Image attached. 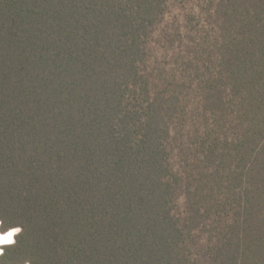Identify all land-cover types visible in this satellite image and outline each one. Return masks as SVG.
<instances>
[{
    "label": "trees",
    "instance_id": "trees-1",
    "mask_svg": "<svg viewBox=\"0 0 264 264\" xmlns=\"http://www.w3.org/2000/svg\"><path fill=\"white\" fill-rule=\"evenodd\" d=\"M0 264H264V0H0Z\"/></svg>",
    "mask_w": 264,
    "mask_h": 264
},
{
    "label": "snow or ice",
    "instance_id": "snow-or-ice-1",
    "mask_svg": "<svg viewBox=\"0 0 264 264\" xmlns=\"http://www.w3.org/2000/svg\"><path fill=\"white\" fill-rule=\"evenodd\" d=\"M5 221L0 218V229H4L5 230ZM12 228L15 229V232L14 233H10L9 234V237L11 236H15V237H18L21 233V228L19 227H16V226H11ZM5 240V247L3 249H0V257H4L6 255V251H7V248L8 247H11V246H14L17 244V240L15 239V241L13 242L11 239H4Z\"/></svg>",
    "mask_w": 264,
    "mask_h": 264
},
{
    "label": "bare ground",
    "instance_id": "bare-ground-1",
    "mask_svg": "<svg viewBox=\"0 0 264 264\" xmlns=\"http://www.w3.org/2000/svg\"><path fill=\"white\" fill-rule=\"evenodd\" d=\"M13 230H14V229H13ZM13 230H11V231H9V232H6V233H1V232H0V244H4V243H5L4 238H5V237H9V234H10V233H13V232H12ZM14 239H15L14 235L11 236V240H14ZM0 249H1V247H0Z\"/></svg>",
    "mask_w": 264,
    "mask_h": 264
},
{
    "label": "water",
    "instance_id": "water-1",
    "mask_svg": "<svg viewBox=\"0 0 264 264\" xmlns=\"http://www.w3.org/2000/svg\"><path fill=\"white\" fill-rule=\"evenodd\" d=\"M0 232H1V230H0ZM13 233L15 232V229L12 231ZM13 242L15 241V239L14 240H12ZM0 247H1V249L3 248V247H5V243L4 244H0Z\"/></svg>",
    "mask_w": 264,
    "mask_h": 264
},
{
    "label": "clouds",
    "instance_id": "clouds-1",
    "mask_svg": "<svg viewBox=\"0 0 264 264\" xmlns=\"http://www.w3.org/2000/svg\"><path fill=\"white\" fill-rule=\"evenodd\" d=\"M4 239H9V240H10V239H11V237H5Z\"/></svg>",
    "mask_w": 264,
    "mask_h": 264
},
{
    "label": "rangeland",
    "instance_id": "rangeland-1",
    "mask_svg": "<svg viewBox=\"0 0 264 264\" xmlns=\"http://www.w3.org/2000/svg\"><path fill=\"white\" fill-rule=\"evenodd\" d=\"M10 231H11V230H10ZM8 232H9V231H8ZM1 233H2V232H1ZM14 237H15V236H14ZM3 248H4V247H3ZM3 248H2V249H3Z\"/></svg>",
    "mask_w": 264,
    "mask_h": 264
}]
</instances>
